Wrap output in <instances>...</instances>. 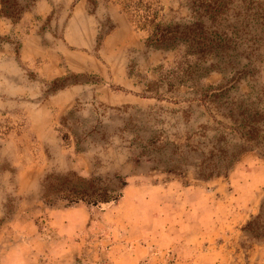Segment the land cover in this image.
I'll return each instance as SVG.
<instances>
[{
    "label": "rangeland",
    "instance_id": "1",
    "mask_svg": "<svg viewBox=\"0 0 264 264\" xmlns=\"http://www.w3.org/2000/svg\"><path fill=\"white\" fill-rule=\"evenodd\" d=\"M133 1L189 19L188 0ZM238 1L259 53L185 83L181 50H148L130 0L0 17V264H264V0ZM70 174L111 201L45 200Z\"/></svg>",
    "mask_w": 264,
    "mask_h": 264
},
{
    "label": "trees",
    "instance_id": "2",
    "mask_svg": "<svg viewBox=\"0 0 264 264\" xmlns=\"http://www.w3.org/2000/svg\"><path fill=\"white\" fill-rule=\"evenodd\" d=\"M37 2L38 0H0V17L16 25ZM242 3L243 1L239 3L238 0H188L189 19L170 23L158 22L157 12L150 5H144V2L130 0L127 6L134 8L139 27L148 33L145 41L148 50L167 53L181 50L187 68L181 67L178 75H182V78L176 79L185 83L184 78L191 81L196 74L205 75L211 69H220L214 62L221 58L252 60L259 53V50L241 48V43L256 41L255 37L259 38L263 34V30L256 36L250 32L249 17H252L254 9L242 6ZM16 46L19 49L21 44L18 42ZM190 58L195 60L193 64L187 63ZM209 59L214 62L206 66ZM247 75L249 72L246 70L238 71L234 80ZM149 89L147 91H152ZM211 91V97L221 92L219 88ZM256 133L257 129L250 128L245 134L247 141L254 140ZM55 179L57 187L48 178L43 187L45 200L51 204L57 200H66L69 203L81 201L96 206L111 201V196L105 190H97L93 186L90 190L79 189L78 183L86 180L76 174Z\"/></svg>",
    "mask_w": 264,
    "mask_h": 264
}]
</instances>
